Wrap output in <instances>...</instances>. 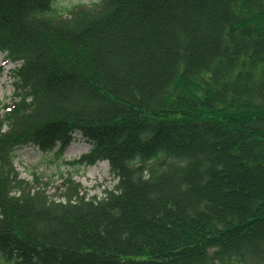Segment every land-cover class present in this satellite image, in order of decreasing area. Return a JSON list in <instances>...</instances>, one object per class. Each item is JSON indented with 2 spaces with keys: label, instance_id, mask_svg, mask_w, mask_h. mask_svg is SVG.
I'll return each mask as SVG.
<instances>
[{
  "label": "trees",
  "instance_id": "obj_1",
  "mask_svg": "<svg viewBox=\"0 0 264 264\" xmlns=\"http://www.w3.org/2000/svg\"><path fill=\"white\" fill-rule=\"evenodd\" d=\"M55 1L0 0V264H264V0ZM77 134L102 197L21 176Z\"/></svg>",
  "mask_w": 264,
  "mask_h": 264
},
{
  "label": "rangeland",
  "instance_id": "obj_2",
  "mask_svg": "<svg viewBox=\"0 0 264 264\" xmlns=\"http://www.w3.org/2000/svg\"><path fill=\"white\" fill-rule=\"evenodd\" d=\"M99 0H56L53 6L56 9L72 8L78 4L92 5ZM16 64L6 60L0 52V116L3 115V103H10L14 95L12 69ZM92 149L81 134H77L71 145L65 150L61 158L55 152H43L37 145H27L17 151L15 165L21 176L36 185H46L51 198L59 199V188L62 187L64 177L72 175L80 182L89 196L102 197L106 189L114 188L117 180L110 172L107 161H99L94 165L69 164V161L78 160ZM38 181L36 182V180ZM64 189L63 187L61 188Z\"/></svg>",
  "mask_w": 264,
  "mask_h": 264
}]
</instances>
